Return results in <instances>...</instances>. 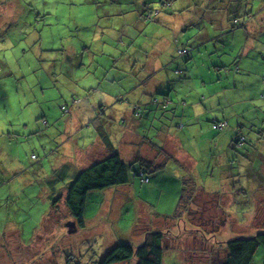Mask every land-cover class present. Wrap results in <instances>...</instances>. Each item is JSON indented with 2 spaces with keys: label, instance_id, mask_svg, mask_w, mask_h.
I'll return each instance as SVG.
<instances>
[{
  "label": "rangeland",
  "instance_id": "obj_1",
  "mask_svg": "<svg viewBox=\"0 0 264 264\" xmlns=\"http://www.w3.org/2000/svg\"><path fill=\"white\" fill-rule=\"evenodd\" d=\"M145 1L153 4L150 6L153 14L147 15H151L150 22L141 18ZM159 1L0 0V264H99L112 244L135 243L143 232L166 227L175 228L173 232L181 234V238L179 242L169 241L172 245L166 249L164 264H216V254L197 256L191 263L187 246L194 245L197 236L211 247L216 242L264 232V183L251 182L249 177L261 171L260 161L264 156V138L260 134L264 131V97L256 103L260 112L254 114L247 106L250 104L240 101L239 93L244 89L237 87V92L234 91L238 99H233L231 88L223 89L231 86L227 73L207 71L209 66L213 68L223 59L230 61L229 55H204L198 56V61H190L191 56L178 55L174 41L177 37L190 42L193 48L210 36L229 33L221 39L224 42L220 45L224 44L226 47L222 48L233 53L230 66L232 72L235 71L233 78L237 77L235 84L242 86L244 79L247 84L243 88L250 87L249 95L258 96L255 93L262 89L259 83L264 85V66L252 65L253 55L247 64L245 60L240 66L245 42L235 38L234 33L243 35L241 28L233 30L235 20L240 25L245 22L246 11L240 9L238 15L232 13L236 10L233 6L240 0L226 1V7L217 0ZM204 1L217 2L219 7L209 6L211 10L205 12L202 10ZM250 2L255 12H260L264 6L263 0ZM208 13L212 14L215 26L207 25ZM193 18L197 21L191 23ZM263 36L264 33L255 35L259 54L261 50L264 54ZM207 45L209 53L217 52L213 42ZM205 47L200 49L206 52ZM198 48L192 49L191 54ZM115 50L124 55L139 53L143 66L136 67L134 72L146 88L154 87L158 79L148 75L153 66L158 68L154 61L156 52L161 50L165 57L177 56L167 75V79L173 80L172 83L167 80V84L172 86L175 104L182 103V98L193 88L209 100L207 104L216 115L227 110L231 124L230 128L226 124L218 132L213 131L207 138L204 129L212 130L214 113L209 111L213 116L205 114L200 119L195 118L191 124L197 138L183 140L176 160L164 171L161 187L155 190L164 189V199L148 191L150 186L142 184L140 177L134 179L136 192L144 188L142 194H136L132 186L92 192L86 206V226L72 232L68 227L73 217L65 205L67 188L91 165L86 161V151L92 147L93 137H88L90 133H85L86 130L82 135L66 132L65 123L74 113L70 88L74 87L75 79L85 90L79 93L82 98L94 95L91 87L96 89L100 80L106 84V72L113 63L109 55ZM138 81L128 82L131 87L128 99L134 98L131 94L137 91ZM230 92L232 94H228ZM148 96L147 93L142 98L148 100ZM228 102L236 107L242 104L246 111L242 107L233 112ZM251 124L258 130L251 131ZM238 126L247 139L246 147H234L232 143L236 134L233 128ZM79 140L85 144L77 146ZM247 147L260 151L259 155L253 152L249 156ZM184 151L198 162L194 171L183 168ZM178 168L182 169V174ZM168 175L172 177L166 178ZM176 175L181 176V182ZM182 183L199 193L191 206V224L199 228L191 227L186 218L179 220L178 229L174 221L180 200L178 193L184 187ZM208 193H214L216 198ZM252 264H264L262 245Z\"/></svg>",
  "mask_w": 264,
  "mask_h": 264
},
{
  "label": "crops",
  "instance_id": "obj_2",
  "mask_svg": "<svg viewBox=\"0 0 264 264\" xmlns=\"http://www.w3.org/2000/svg\"><path fill=\"white\" fill-rule=\"evenodd\" d=\"M226 1L230 3L234 2L233 0H217V2H221L223 4V7L227 6ZM205 2L206 1H204L202 8V10L205 12L210 11L211 7L213 9L219 7L217 2L216 3L212 2V4L211 3L208 4L207 2L206 3ZM251 5L252 4L250 0H240L237 5L233 6L236 10L232 13L235 15H238L240 9L246 11V13L243 15L245 22H243L242 24L245 25V28L243 29L241 28L243 35H238V33H234L235 38H241L243 43L245 42V47L242 50V54H241L242 56L239 58V62H240V66L245 63V60L247 64L249 62L250 57H252L253 55L254 59H252V65L255 66V64H261L264 66V54H262V50L261 53L259 54L257 52V47L255 45L257 35L264 33V6L261 8L260 12H255L254 9H251ZM208 16L209 17H207L208 20L207 25L215 26V20H212V14L208 13ZM196 21L194 19V21H192L191 23H194ZM225 22L226 19L224 17L221 22L222 31L224 30L223 23ZM253 32H256V34H253ZM226 34H222L220 36L219 35L210 36L209 39L203 40L202 43H199L201 46L206 45L207 47H205L206 52H202L198 56L199 57L204 55L211 56L215 54L221 56L229 55L230 61H225L223 59L220 61L219 64L213 66V68L209 66L207 71L211 72L212 69H214L215 71L218 72L223 71L227 73L226 76L231 86H228L223 89L229 91V89L231 88V90H233V99H238L234 95V93L237 92L238 90L237 87L244 89L242 92L239 93V97L241 99L240 101L241 103L244 104L246 103L250 104V105L247 104L246 105L250 107V110L253 111L254 114H256L257 111L260 112L259 106L258 105L256 106V103L261 99V97H264V96H260L262 94L264 95V85L263 84L261 85V83H259L260 84L259 88H261L262 86V89L257 93H255L258 96L254 97L253 95L252 97L249 95L251 94L250 87L243 88L247 84V81L242 79L243 80L242 86L235 84L237 83V77L235 75L233 78L232 73H235V71L232 72L233 70L230 66L233 60L232 58L233 53L228 52L227 49H223L222 47H226L224 46V44L220 45L221 43L224 42V40L221 39L224 38ZM242 36H244V39H242ZM176 39L177 37L174 38L175 42ZM262 40H264V36ZM210 42H213L215 44L216 47H214V49L217 50V52L209 53L210 47H208L207 44ZM134 55L136 56L135 58L132 59V55H130V52H126L124 55L121 54L119 50L113 51V54L109 55V58L115 61L113 69L110 70L105 76L106 84L103 83V80L99 81L97 88L96 89L94 88L97 91V93L94 95L88 94L86 95L85 98H82L79 93L80 91H85V90L82 89L80 85L76 84V82L74 81L75 79L73 80L74 87L73 88L68 87L73 90L72 108H74L75 110L71 109V111L73 110L74 113H72V115L68 118L67 122L65 123V126L67 128L66 132H69L71 134L80 133V135H82L83 134L82 131L86 130L85 133L88 132L90 133L88 137L90 138L93 137V145L90 149L86 151L87 154L86 156L88 158L86 159V161H89V163L92 164L98 160L107 157L109 153L107 150V146H108L113 149L115 147V149L118 150V152L121 154L123 160L126 163H134L140 159H145L148 161L155 162L156 164H165V170H166L168 168V165L172 161L176 160L177 157L176 152L178 151L180 146L183 145V140L185 139L187 141L189 139V141H192L193 137L197 138L196 129L192 128L193 125L191 124V122L194 121L195 118L200 119L204 117L205 114H210L209 111H211L212 113H214L216 119L220 121H225L226 123L229 124L228 128H230L231 118L227 115L228 111L224 110L219 115H216L217 113L214 111L213 107L207 104L209 103V100L202 98L200 94L196 92L198 90L195 91V89L190 88L186 97L182 98V103L175 104L172 98L173 97L171 90L172 86L167 84V80L170 83H172L173 81L172 79H167L168 71L172 68L173 66L172 63L175 62V61L170 62V60H172L170 56L165 57L164 56L165 54H162L161 50H158L156 52V56H155L156 60L154 61H155V65L158 68L155 69L153 66L152 70L148 71V75H150L151 77L155 76L158 79L154 87L152 86L150 88H146V84H141L138 81L137 74H135L134 72L136 67L143 66L140 61L141 57H139V53ZM199 57L194 58V60L198 61L197 59ZM127 58H131V59L127 60ZM262 73L264 74V70L262 71ZM259 75L260 74H258V77ZM134 79L138 81L136 83L137 91L134 94H131V96L134 97L133 99L132 98L128 99L129 92L131 89V87L129 86L130 83L128 82L133 81ZM143 82H146V80ZM232 83L234 84V86H232ZM68 88L67 91L70 92ZM88 89L89 88H86V91ZM91 89H93V87H91ZM147 93L149 94L148 100L142 98ZM228 94H232V92ZM213 96H211L210 100L214 102V100L212 99ZM125 97H127L126 98L127 100L126 99L121 100V98H125ZM157 98L159 101L168 98L170 102L166 108H163L161 104L154 103V99ZM78 100L79 103L77 104L76 102ZM226 104L229 105L228 107L232 105V103L230 104L229 102ZM126 105H128V107H126ZM136 106H139V108L137 109ZM232 106L233 107L231 109H233V112L243 107L242 104L236 107L234 103ZM243 109L245 108L243 107ZM210 116H213V114H210ZM231 117L237 119L233 115H231ZM173 118L177 120L179 118L181 123L178 124L177 120L173 121ZM215 118L213 120H216ZM257 120L258 121L260 120L258 116H257ZM172 122L175 124L174 128L172 127ZM201 122L202 124L206 123L204 119ZM181 124H183L182 129L179 128V125ZM239 126L233 128L236 131L234 140L232 142L234 147L235 146L238 147L237 137L240 135L243 136ZM210 130L206 128L204 129L207 138H209V136L213 134V131H215L213 130V128L211 131ZM250 130L254 132L255 130H258V128H256L255 125L251 124ZM260 134L264 138V131H260ZM153 139H156L157 141ZM82 143L83 145L85 144V142H81V140H79L76 145L80 146ZM245 145H247V143L244 144L243 146ZM77 150L79 151V152L77 151L78 154L82 155L80 150L79 149ZM246 150H247V154L249 153V156L250 154H253V152H257V155H259L260 152L252 147H247ZM82 151H85L84 148ZM182 157L185 165L183 167L184 169L189 168L191 171H194V169L198 167L197 164L198 162L194 160V158L188 151H184ZM260 165H261V171H258V173L255 171L253 175H249L251 182L260 181L264 183V156L262 158V161H260ZM170 167L173 168V166ZM165 170L157 174H154L151 177L149 183L150 189L148 190V191H152V193H156L158 197L161 196L162 199H164L166 195L164 189H161V191H155V190L161 187L160 184L165 179V174H164ZM177 171H179L182 174V169L178 168ZM170 177L172 176L168 175V177L166 178H170ZM175 178L179 179L181 182L182 179L181 176L177 177L176 175ZM182 184L184 186V183ZM128 186H132L134 189L133 191L136 192L135 179H133L132 183ZM143 189L136 192V194L137 193L142 194ZM123 190H124L123 192H126V189ZM181 191L178 193L179 195H181ZM196 193L199 194L197 191ZM208 195H212L213 197L216 198L214 193H208ZM139 199L143 201L142 195H139Z\"/></svg>",
  "mask_w": 264,
  "mask_h": 264
},
{
  "label": "trees",
  "instance_id": "obj_3",
  "mask_svg": "<svg viewBox=\"0 0 264 264\" xmlns=\"http://www.w3.org/2000/svg\"><path fill=\"white\" fill-rule=\"evenodd\" d=\"M169 2H171V0H169ZM152 5V3H147V1H145L143 4V7L145 8L144 12L140 10L141 18L145 22L151 21L150 17L154 11V9L150 8ZM148 14L151 15L147 16ZM238 28L243 29L245 28V25H240L239 21L235 20L233 30ZM175 45H177L178 55L180 57L191 56L190 61H195L194 58H197L198 54L203 52L202 49H200V44H196L193 48H191L190 42H184L179 38L176 39ZM195 48H198L197 52L191 54V50H194ZM85 49L88 48L85 47ZM134 54L137 53L130 54L132 55V59L136 56ZM171 59L175 61L173 62L169 59L170 62H173L172 65H174L176 63L177 56L171 57ZM114 62L115 61L112 63V67L106 72V75L110 70L113 69ZM90 90H92L94 94L97 93L95 89ZM86 92H88V90ZM121 100L124 99L121 98ZM169 102L170 100L168 98L162 101H159L158 98L154 99V103L161 104L163 108H166ZM63 108L66 109L65 106ZM136 108L138 109L139 106H136ZM174 120L177 119L173 118V121ZM212 124L213 130L218 132L228 123L216 119L212 121ZM179 128L182 129L183 124L179 125ZM237 138V144L239 146L247 143L245 136L240 135ZM107 150L109 152L107 157L92 163L88 168L82 170L74 181L69 183L65 205L67 207L68 214L73 217V221L70 223L74 224L76 227L74 232L79 230V228L83 229L86 226L85 212L88 196L90 193L104 191L113 187L128 186L132 183L134 178L138 179L139 177L142 184L149 185L151 179L150 176L165 170V164H156L155 162L145 159H140L134 163H126L115 147L113 149L107 146ZM33 158H35V156H33ZM145 180L147 181L145 182ZM190 189L191 186L186 188L185 185L183 187L178 206L173 215L174 221L177 222L178 229L180 227V223H178L179 220L183 221L186 218L188 219V223H190L191 227L199 228L198 226H193L191 224V206L195 196H197V193L195 190ZM58 204H60V202ZM174 229L169 230V228H165L163 230H148L143 232L141 236L139 235L138 237L140 238L137 239V242L135 243L117 242L116 245L112 244L113 247L99 264H164L166 249L170 248L172 245V242L169 243V241L179 242L181 238V234H175L173 232ZM193 231L195 232L197 230ZM186 232L190 231L186 229ZM198 241H200V243H198ZM261 245L264 248V232H260L252 237H238L227 242H216V244L211 247L207 245L204 240L197 236V239L194 241V245L189 244L187 246V254L188 260H190L191 263H193V258L196 259L197 256L201 257L205 254L206 256L211 257L213 254H216L218 255L216 264H252L254 256Z\"/></svg>",
  "mask_w": 264,
  "mask_h": 264
},
{
  "label": "water",
  "instance_id": "obj_4",
  "mask_svg": "<svg viewBox=\"0 0 264 264\" xmlns=\"http://www.w3.org/2000/svg\"><path fill=\"white\" fill-rule=\"evenodd\" d=\"M76 227H75V225L74 224H69V229H71L70 231H75L76 229H75Z\"/></svg>",
  "mask_w": 264,
  "mask_h": 264
},
{
  "label": "built area",
  "instance_id": "obj_5",
  "mask_svg": "<svg viewBox=\"0 0 264 264\" xmlns=\"http://www.w3.org/2000/svg\"><path fill=\"white\" fill-rule=\"evenodd\" d=\"M147 180H145V182H146Z\"/></svg>",
  "mask_w": 264,
  "mask_h": 264
}]
</instances>
